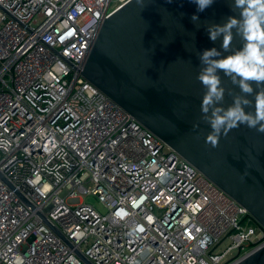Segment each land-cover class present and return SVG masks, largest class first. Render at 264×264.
<instances>
[{
	"label": "built area",
	"instance_id": "2783aa9c",
	"mask_svg": "<svg viewBox=\"0 0 264 264\" xmlns=\"http://www.w3.org/2000/svg\"><path fill=\"white\" fill-rule=\"evenodd\" d=\"M128 1L0 0V264H238L264 247L246 208L82 76Z\"/></svg>",
	"mask_w": 264,
	"mask_h": 264
},
{
	"label": "water",
	"instance_id": "95a60500",
	"mask_svg": "<svg viewBox=\"0 0 264 264\" xmlns=\"http://www.w3.org/2000/svg\"><path fill=\"white\" fill-rule=\"evenodd\" d=\"M233 3L214 0L197 12L189 0H144L143 8L130 0L102 24L82 76L264 227V134L240 125L222 133L215 147L205 142L211 128L202 120L206 89L197 80L202 67L198 57L216 48L222 52L218 58H224L242 48L235 31L228 52L221 48L222 37L213 42L207 32L210 25L239 18ZM193 15L198 21H192ZM218 75L225 96L217 106L227 109L235 96L244 94L222 71ZM254 96L255 91L246 97L253 105L246 112L254 113ZM238 264H264V247Z\"/></svg>",
	"mask_w": 264,
	"mask_h": 264
},
{
	"label": "clouds",
	"instance_id": "9594fccd",
	"mask_svg": "<svg viewBox=\"0 0 264 264\" xmlns=\"http://www.w3.org/2000/svg\"><path fill=\"white\" fill-rule=\"evenodd\" d=\"M171 2L172 0H167V3ZM189 2L196 5L197 12H203L214 0ZM137 5L143 8L144 0H137ZM232 7L234 11H239V18L229 17L222 25H210L207 32L213 42L222 37L221 48L228 52L235 31L243 41L242 48L224 58H218L222 56V52L216 48L204 50L198 57L202 67L197 80L206 89L201 103L202 120L211 128L205 142L211 143L213 147L222 133L226 135L229 130L240 125L264 134V89H261L264 85V0H234ZM191 19L196 22L199 17L193 15ZM219 71L230 78L232 84L238 86L244 94L235 96L227 109L217 106L225 96ZM253 83L261 90H254ZM254 91L255 111L246 112V107L253 106L252 101L246 97L251 96Z\"/></svg>",
	"mask_w": 264,
	"mask_h": 264
},
{
	"label": "rangeland",
	"instance_id": "374dc122",
	"mask_svg": "<svg viewBox=\"0 0 264 264\" xmlns=\"http://www.w3.org/2000/svg\"><path fill=\"white\" fill-rule=\"evenodd\" d=\"M86 204L92 205L95 207L100 213L106 214V210L102 203L99 202L98 198L92 195L87 196L83 199Z\"/></svg>",
	"mask_w": 264,
	"mask_h": 264
}]
</instances>
